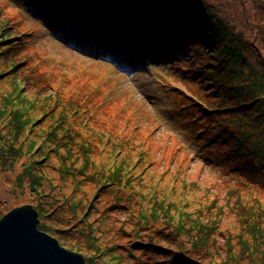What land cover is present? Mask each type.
<instances>
[{"label":"trees","instance_id":"1","mask_svg":"<svg viewBox=\"0 0 264 264\" xmlns=\"http://www.w3.org/2000/svg\"><path fill=\"white\" fill-rule=\"evenodd\" d=\"M13 1L44 5L63 34L79 33L65 40L108 61L177 52L176 116L224 190L154 168L163 146L113 115L121 101L104 104L89 75L39 70L44 53L0 6V218L25 188L37 228L85 264H264V0Z\"/></svg>","mask_w":264,"mask_h":264},{"label":"rangeland","instance_id":"2","mask_svg":"<svg viewBox=\"0 0 264 264\" xmlns=\"http://www.w3.org/2000/svg\"><path fill=\"white\" fill-rule=\"evenodd\" d=\"M31 3V6L24 7L13 0H0V6L8 10L9 16L15 18V23L18 26L21 24V31L25 32L27 30L30 34L31 42L29 45L34 50L37 48L44 53V56L39 57V60H37V62L40 61L41 63L39 70H42L44 65H48L52 68L47 72L49 75L54 74V72L59 73L60 71L62 73H69L67 74L68 78L70 75L74 76L79 73H83L86 76L89 75L88 79L93 81V87L96 93L102 96L104 104H109L116 100L121 101V109L119 111L114 110L113 112V115L115 114L120 122L124 121L122 117L124 112H126V115L134 118V125L137 131L143 128L146 129L148 132L146 139H150V141L153 139L157 140L166 150L161 147L159 152L155 153L154 159H156L154 161L159 162L155 163L156 166L154 168L163 171L172 167L174 170L181 167L187 173L189 180L193 176H196L190 182L201 181L200 186L214 184L216 185V192L219 188L224 190L223 187H220L222 180L216 168L211 167L212 164L203 154L200 156L196 152L195 147L197 145L190 142L192 140L189 136H187L189 140L185 136L189 132L188 127L184 125L183 119L176 116V109L180 105L176 107L174 93L186 94L184 86L172 79L169 74L175 72V70L169 72V66L175 63L171 61L173 60V55L177 52L174 51L169 56H159L160 59L163 58V64L158 63L156 66H153L151 61L144 58V52L142 54L138 53L139 58L137 61L133 60L132 57L127 62H121L120 58L117 59L116 57L108 61L105 58L96 56L92 50H84L83 48L69 44V41L65 40V37L70 35L72 39L76 37L78 39L79 33L70 32L68 34L67 32V34H63L58 27L55 17L44 5H33V2ZM233 10L235 9L233 8ZM61 34L63 36H60ZM112 56L114 57V54ZM155 56H158V53ZM102 81L103 84L101 85L100 82ZM175 147L177 149H185L189 153V157L193 158V162L183 165V162L188 160L182 157H179L180 161H178L179 159H169L173 156L172 152L175 151ZM164 153L168 154V158L164 159ZM9 176L13 177V174H9ZM6 180L7 177L5 176L3 178L5 186L0 189L1 198L4 196L5 187H10L7 185ZM62 187V193H68L69 186L65 184ZM212 190L214 191V189ZM16 193L19 202L26 204L27 199H29L28 190L25 188L17 189ZM196 197H200V194L198 193ZM61 210L65 213V207H62ZM125 219L124 214H121L119 220ZM79 227L80 225L76 224V228L78 229ZM99 231L104 233L101 236V240L103 241L101 242L108 243L105 241L109 240L112 236L110 227L103 224ZM75 236L76 239H79L78 235L75 234ZM81 241L82 237L76 242Z\"/></svg>","mask_w":264,"mask_h":264},{"label":"water","instance_id":"3","mask_svg":"<svg viewBox=\"0 0 264 264\" xmlns=\"http://www.w3.org/2000/svg\"><path fill=\"white\" fill-rule=\"evenodd\" d=\"M38 221L31 204L15 207L0 218V264H85L81 254L40 231Z\"/></svg>","mask_w":264,"mask_h":264},{"label":"bare ground","instance_id":"4","mask_svg":"<svg viewBox=\"0 0 264 264\" xmlns=\"http://www.w3.org/2000/svg\"><path fill=\"white\" fill-rule=\"evenodd\" d=\"M102 55H104V52L102 53ZM120 60H121V62H123V61H124V62H127V61L124 60V59L122 60V58H120Z\"/></svg>","mask_w":264,"mask_h":264}]
</instances>
